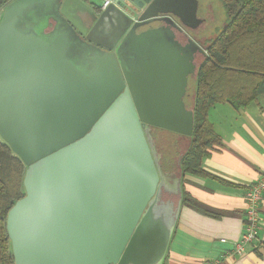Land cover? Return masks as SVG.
Segmentation results:
<instances>
[{
    "label": "water",
    "instance_id": "obj_1",
    "mask_svg": "<svg viewBox=\"0 0 264 264\" xmlns=\"http://www.w3.org/2000/svg\"><path fill=\"white\" fill-rule=\"evenodd\" d=\"M69 1L1 7L0 136L27 166L7 215L15 264H164L181 204L165 195L180 187L150 130L193 133L185 97L201 47L177 38L198 1L92 9L90 25L111 7L130 19L112 47L82 37L93 39L63 14Z\"/></svg>",
    "mask_w": 264,
    "mask_h": 264
},
{
    "label": "crops",
    "instance_id": "obj_2",
    "mask_svg": "<svg viewBox=\"0 0 264 264\" xmlns=\"http://www.w3.org/2000/svg\"><path fill=\"white\" fill-rule=\"evenodd\" d=\"M81 1L85 6L70 0L63 14L76 27L91 32L93 40L118 43L131 26L130 19L111 7L99 20L101 5ZM92 9L99 18L90 25ZM196 27L186 25L178 39L188 42ZM112 31L118 34L113 41ZM208 121L218 140L203 159L207 174H183L180 169L175 179L181 204L164 264H264V197L258 237L242 254L234 252L245 230L247 191L264 172V93L245 107L236 108L229 101L217 103L209 109ZM177 135L178 142L189 138Z\"/></svg>",
    "mask_w": 264,
    "mask_h": 264
},
{
    "label": "trees",
    "instance_id": "obj_3",
    "mask_svg": "<svg viewBox=\"0 0 264 264\" xmlns=\"http://www.w3.org/2000/svg\"><path fill=\"white\" fill-rule=\"evenodd\" d=\"M10 1L0 0V13ZM221 2L227 13L224 27L208 40V56L194 79V128L180 156L183 174H207L203 159L218 140L209 125V109L224 101L236 108L245 107L264 93V0ZM26 169L24 161L0 136V264H15L7 215L24 195Z\"/></svg>",
    "mask_w": 264,
    "mask_h": 264
},
{
    "label": "rangeland",
    "instance_id": "obj_4",
    "mask_svg": "<svg viewBox=\"0 0 264 264\" xmlns=\"http://www.w3.org/2000/svg\"><path fill=\"white\" fill-rule=\"evenodd\" d=\"M94 2L100 4V0H93ZM200 3V10L199 14L201 16H210L212 17L207 22V27L205 33H214L215 31L219 30L224 26V23L226 21L227 13L224 9V5L221 2V0H199ZM1 16L3 14V9H1ZM210 38H207L204 41V44L208 43V40ZM66 57H69L67 53H65ZM202 58L200 57L198 59V63H201ZM194 79L190 78L189 85L187 88V92L189 95H186L185 102L188 109H192L193 106V93H194ZM219 126V125H218ZM152 131V132H151ZM151 136L155 138L154 146L158 153V155H161L160 162L162 164L163 169L165 171H168L172 174L174 177V180L176 179L180 166H179V155L184 152V149L187 146V143L189 144V138L184 137L183 141L178 142L179 136L177 135V132H173L166 129H152L150 130ZM170 197V195L166 196ZM172 198L177 204L179 195H172Z\"/></svg>",
    "mask_w": 264,
    "mask_h": 264
},
{
    "label": "built area",
    "instance_id": "obj_5",
    "mask_svg": "<svg viewBox=\"0 0 264 264\" xmlns=\"http://www.w3.org/2000/svg\"><path fill=\"white\" fill-rule=\"evenodd\" d=\"M101 8H106L112 0H100ZM264 197V172L247 191V211L245 230L239 241L235 244L234 252L242 254L259 235L261 204Z\"/></svg>",
    "mask_w": 264,
    "mask_h": 264
},
{
    "label": "flooded vegetation",
    "instance_id": "obj_6",
    "mask_svg": "<svg viewBox=\"0 0 264 264\" xmlns=\"http://www.w3.org/2000/svg\"><path fill=\"white\" fill-rule=\"evenodd\" d=\"M7 4V3H6ZM198 7H199V3H198ZM198 10H200V9H197V12H198ZM212 17H208V16H201L200 14H198L197 16H196V20H195V22H192L191 23V26H197L196 28H195V31H194V33L193 34H191V37H192V39H194L196 42H197V44L201 47V48H196L195 50H194V58H193V64L195 65V67L194 68H192L190 71V73L188 74V83H189V80H190V78H193V77H196V74H197V71H198V67H199V65L201 64L200 62L198 63V59L201 57L202 59V61L208 56V49H209V44L207 43V44H204V41L207 39V38H211V37H213L214 35H215V33H216V31L214 32V33H211V34H209V33H205V31H206V27H207V22L209 21V19H211ZM52 24L54 25L55 24V21H52ZM185 27V26H184ZM224 27V26H223ZM130 29V28H129ZM129 29H127V31L123 34V36L121 37V39L125 36V34L128 32V30ZM110 38L112 39V41H113V39H114V37H117L118 36V34L114 31H112L110 34ZM82 37L85 39V40H88L89 42H91V43H94V44H101V42L99 41H95V40H93V39H87V36L86 35H82ZM179 38V37H178ZM177 38V39H178ZM121 39L118 41V43L117 44H119V42L121 41ZM179 40V39H178ZM180 40L181 41H183L181 38H180ZM179 40V41H180ZM181 41H180V43H181ZM98 42V43H97ZM187 43V42H186ZM185 43V41H183V43H182V45H185L186 44ZM112 45H114V43L113 42H108L107 43V46L108 47H112ZM202 49L205 51V52H203L202 51ZM140 61H143L144 59H146L142 54H140ZM201 61V62H202ZM134 68L135 69H138V66H137V63H135L134 64ZM189 85V84H188ZM188 88V87H187ZM186 95H189L188 94V92L186 93ZM152 129L154 130V129H160V130H162V128H159V127H156V126H152ZM152 132V131H151ZM150 135H151V133H150ZM152 137V140H154L155 141V138L153 137V136H151ZM156 140H157V138H156ZM165 196H168L167 194L165 195ZM170 197H172V196H170Z\"/></svg>",
    "mask_w": 264,
    "mask_h": 264
}]
</instances>
